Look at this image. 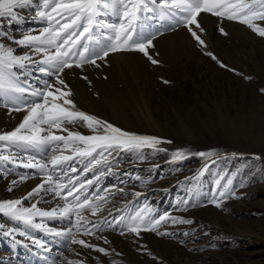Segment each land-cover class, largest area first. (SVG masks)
I'll use <instances>...</instances> for the list:
<instances>
[{"label":"rangeland","instance_id":"rangeland-1","mask_svg":"<svg viewBox=\"0 0 264 264\" xmlns=\"http://www.w3.org/2000/svg\"><path fill=\"white\" fill-rule=\"evenodd\" d=\"M144 16L140 27L155 34L149 53L158 64L139 52H115L98 60L100 67L86 64L83 69H66L61 77L72 90L77 110L124 131L164 141L156 149L144 148L139 153L114 151L108 157L110 171L109 164L102 162L85 173L88 159L69 162L80 170L69 175L80 181L94 180L92 189L106 196L99 202L97 215L85 213L102 230L95 235L81 231L77 238L108 254L71 244L47 231L71 227L67 219L37 217L35 223L43 227L36 228L0 214V264H264V37L238 21L202 13L198 18L204 29L199 33L206 44L202 47L183 24L160 18L158 13ZM101 19L118 23L113 15ZM44 26L30 8L18 10L15 21L0 18V42L18 54H31L15 40L36 34ZM97 38L103 42L102 37ZM138 59L145 61L140 67L144 74L136 73L125 83L121 73L129 75ZM36 67L29 65L18 73L22 86L29 88L21 105L39 99L30 93L43 87L44 81L55 84L54 77L35 71ZM116 98L125 102L118 104ZM11 108L0 103V134L14 130L27 114ZM67 127L83 135L94 134L82 122ZM177 151L183 158H173ZM0 155L11 157L0 160V202L26 197L49 174L65 179L62 172L69 166L54 171L50 164L44 171L25 167L29 162L48 163L53 153L44 147H4L0 142ZM99 172L103 175L96 180ZM228 180L232 181L231 191L221 197ZM50 193L42 191L25 199L23 205L38 202L42 210L57 208L54 202L63 205L56 196L47 201ZM213 201H219L221 207ZM145 205L152 218L168 213L193 223H162L157 232L171 234L164 236L151 231L139 236L127 232L124 225L129 217ZM12 230H16L14 240L4 234ZM33 240L44 243L49 251Z\"/></svg>","mask_w":264,"mask_h":264},{"label":"snow or ice","instance_id":"snow-or-ice-1","mask_svg":"<svg viewBox=\"0 0 264 264\" xmlns=\"http://www.w3.org/2000/svg\"><path fill=\"white\" fill-rule=\"evenodd\" d=\"M29 8L45 26L36 34L23 35L15 40V44L18 47H27L31 54H18L12 46L0 42V103L12 105L11 111L27 113L18 127L0 134V142H3L4 147H44L50 150L53 155L48 163L29 162L25 165V167L40 168L42 171L48 170V164L54 171L57 167L81 158L89 161L83 169L87 173L102 162L109 164L108 157L114 151L126 150L139 153L144 148L156 149L157 145L164 142L158 137L124 131L111 123L77 110L71 99L72 90L61 78L66 69L74 67L83 69L86 64L100 67L97 61L105 60L110 53L115 52H139L152 64H158L159 61L149 53V49L154 47L155 34L146 33L140 27L145 13H158L160 18H167L175 24H183L202 47H206L204 39L199 34L204 31L198 19L202 13L238 21L264 37V26H262L264 0H0V18L7 17L15 21L18 19V10ZM106 15L118 17V23H105L101 17ZM220 31L223 32V29ZM97 37H102L103 42ZM37 55L40 56L39 60L34 59ZM206 55L214 60L217 59L211 52H207ZM29 65H37L35 71L54 77L55 84L44 81L43 87L32 89L30 93L39 99L21 105L19 102L23 94L29 92V88L22 86L18 73ZM221 67L226 66L221 64ZM83 79L87 80V76ZM77 122H82L92 129L94 134L83 135L67 127ZM58 133H67V135ZM157 150L163 151V149ZM200 155L205 154L200 153ZM173 158L181 159L183 153L177 151ZM9 159H11L10 155H0V160ZM78 171L80 170L69 164L62 172L65 179L47 175L46 180L26 197L0 202V214L36 228L43 227L41 223H35L37 217L67 219L71 227L63 231L52 229L47 231L55 237H64L71 244L95 248L96 251L107 255L106 249L77 238V233L81 231L83 235H95V231L102 230L101 226L89 220L85 213L97 215L101 211L99 202L106 200V196L98 195L97 190L92 189L94 180L80 181L69 175ZM100 175H103V172H99L95 179L98 180ZM45 184L50 187L45 188ZM231 184L232 181L228 180L219 193L221 197L231 191L228 187ZM8 190L12 191V188ZM42 191L52 192L64 201L63 205L49 210L38 208V202L31 206L23 205L25 199L37 196ZM136 195L139 196L140 193ZM213 202L216 207H221L219 201ZM150 214L151 209L145 205L143 210L129 217L130 222L124 225L127 232L139 236L142 231L157 232L162 223L169 221L173 224L193 223L191 220L172 217L168 213L155 218ZM109 227L113 225L109 224ZM0 231H3L2 226ZM15 231H4V234L14 240ZM19 234L23 236L25 232L21 231ZM123 234L124 232H121V235ZM157 234L171 235L166 232H157ZM32 243L49 251L39 240H33ZM105 243H108L106 238ZM68 264H84V262L68 261Z\"/></svg>","mask_w":264,"mask_h":264},{"label":"bare ground","instance_id":"bare-ground-1","mask_svg":"<svg viewBox=\"0 0 264 264\" xmlns=\"http://www.w3.org/2000/svg\"><path fill=\"white\" fill-rule=\"evenodd\" d=\"M139 60V59H138ZM145 66V61H138V64L137 63H135L134 64V66H133V68L131 69V72H130V74L129 75H126L125 74V72H122L121 73V78L123 79V81H124V78H125V83H127L128 82V80L127 79H130V78H134L135 77V75H136V73L138 74V73H142V74H144L142 71H143V69L141 70V68L140 67H142V66ZM139 75H141V74H139ZM143 76V75H142ZM130 77V78H129ZM138 77V76H137ZM136 77V78H137ZM139 78V77H138ZM124 83V84H125ZM127 88V87H126ZM130 88V87H129ZM126 94V93H125ZM118 104L119 103H124L125 102V100L124 99H119V98H116V100H115ZM115 103V102H114ZM47 197H46V200L47 201H53V199L55 198V195L54 194H52V193H50V194H48V195H46ZM57 202H54L53 203V205H55V206H58L57 204H56Z\"/></svg>","mask_w":264,"mask_h":264}]
</instances>
